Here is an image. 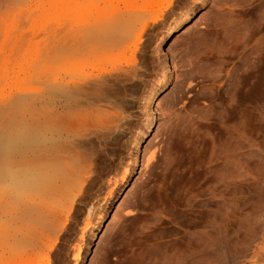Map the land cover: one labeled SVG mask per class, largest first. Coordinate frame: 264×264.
<instances>
[{"label":"rangeland","instance_id":"374dc122","mask_svg":"<svg viewBox=\"0 0 264 264\" xmlns=\"http://www.w3.org/2000/svg\"><path fill=\"white\" fill-rule=\"evenodd\" d=\"M263 12L264 0H0V152L33 156L24 142L66 83L111 98L82 122V172L46 193L16 187L21 200L2 174L0 264H264Z\"/></svg>","mask_w":264,"mask_h":264},{"label":"bare ground","instance_id":"6f19581e","mask_svg":"<svg viewBox=\"0 0 264 264\" xmlns=\"http://www.w3.org/2000/svg\"><path fill=\"white\" fill-rule=\"evenodd\" d=\"M258 6H260V5H258ZM259 10H261V9L259 8ZM263 14H264V12H263ZM262 21H263L262 22V26H263L264 16H263ZM182 26H183L182 23H178L174 27H172V29L165 36H163L160 39V41L158 43L159 48L165 50V48L170 44V42L177 37V34L182 29ZM258 26H260V25H258ZM261 28H263V27H261ZM261 28H259V29L261 30ZM166 55H167L166 51H164V58L165 59H166ZM168 71L169 70H167L166 73ZM78 87L79 86L76 84L73 85V83L70 84V82L66 83L64 85V87H62V89L60 90V93L57 95V98L59 99V101H58L59 103H58L57 107L54 106L56 103V100H57V98H55V96H54L55 94L52 95V97H50L51 99H50L49 104L52 103V105L50 104L51 107H49V110L46 114L47 118H46V121L44 123V126H43V124H41L42 128H41V130L39 129L40 131L37 132L38 134L32 135L33 137L30 140H28L27 142H24L28 146L27 149L25 150V152L30 151L29 154L31 153V155H33L32 157L28 156L29 159L27 158V160L25 161L26 158H24L23 161H25V162H23V161L21 162L19 160L20 158L14 157V156L11 157V156L7 155L8 150L6 151V154L2 153V151L0 152V154L1 153L4 154L3 156L5 159L4 161H2L3 158L0 157V161H2V162H0L1 163V165H0V179H2L1 177H4V175L2 176V174H6V176L7 175L10 176L11 181L10 180H7V181H10V184H12V186H15V187H13V188H15V191H16L15 193L18 192V194H19L20 191L23 190L22 194H24L25 191H33L34 192V191H37V190H40L43 188L45 191V189H47L48 186H50L52 188V186L55 185L56 182H57V184L59 181L62 182L63 179L66 178L65 175H67L69 177V179H70V177L73 178L78 171L82 172V168H85L86 164H88L84 158V156L86 155L85 151L87 152L86 149L84 151L85 144L83 143V141H81L79 139L81 137L80 136V128L86 126V124L84 125L82 122L85 118H88L87 116H91L90 120L92 122V119H91V118H93L92 115L95 116L97 114L96 107L101 106V105H99V104H102L101 102H104L105 104L111 103V100H110L111 98H110V96H104L105 93H102V92L101 93L103 95H101V96L96 95V96H94L95 98H91L90 97L91 94L88 90H85L81 87L78 88ZM96 88H98V87L96 86ZM52 92H53V90H52ZM92 105H94V106H92ZM79 109H81V110H79ZM101 111L102 110H100V112ZM101 113H103V112H101ZM90 120H89V118L87 121L85 120L88 123L87 126L91 123ZM96 121H97V119L95 120V122ZM154 126H156V124H155L154 118H153L147 124L146 130L148 131L151 128H153ZM37 127L40 128L39 125ZM40 133H41V135H39ZM5 139L7 141L8 137H6ZM9 142H7V144ZM7 144H5V145H7ZM0 145H2V144L0 143ZM8 146H10V145H8ZM4 147L5 146L3 145V148ZM7 148H10V147H7ZM23 149H24V147H23ZM0 150H3V149H0ZM16 150L18 151V149H16ZM21 151H24V150H21ZM3 152H5V148H4ZM22 153H24V152H22ZM22 153H20V154H22ZM25 154L26 153H24V155ZM24 155L23 156L18 155V156H20L22 159V157H24ZM1 158H2V160H1ZM15 158H18V159H15ZM16 160H19V161H16ZM68 177H67V179H68ZM7 179H9V178H7ZM127 182H128V177H127V173L125 172L124 176L121 179V183L123 185H126ZM0 183H2V182H0ZM10 184L8 186H10ZM3 185H4V181H3L2 186ZM12 186H10V187H12ZM10 187H7V189H5L6 191L4 189L2 190V192L3 191L5 192V193L3 192V195L8 194L11 189H12L11 191L14 192L13 188H10ZM16 187L19 188L20 191H17ZM57 188L58 187H56L55 189H57ZM7 191H8V193H7ZM61 191H62V189H61ZM45 193H46V191H45ZM34 194H36V193H33L32 195H34ZM43 195H45V194H43ZM111 195H116V194H114L112 192ZM13 196H15V195H13V193H11L12 198H13ZM21 196H23V195H21ZM17 197H19V198H17ZM16 198H17V200L20 199V194H19V196H17V194H16ZM16 198H14V199H16ZM1 200H2V198H1ZM30 204H32V203H30ZM217 215H219V214H217ZM0 236H1V233H0Z\"/></svg>","mask_w":264,"mask_h":264}]
</instances>
